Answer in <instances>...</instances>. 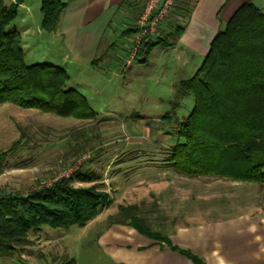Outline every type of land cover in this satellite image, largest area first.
I'll use <instances>...</instances> for the list:
<instances>
[{"label": "rangeland", "instance_id": "374dc122", "mask_svg": "<svg viewBox=\"0 0 264 264\" xmlns=\"http://www.w3.org/2000/svg\"><path fill=\"white\" fill-rule=\"evenodd\" d=\"M2 2L5 7L16 5V17L9 25L8 32L12 31L14 24L21 31L19 24L25 14L28 12L32 16L24 63L28 66L44 63L65 69L70 77L68 85L86 99L95 118L89 121L58 117L34 109H22L10 103L0 104V155L6 156L0 162V195H24L46 188L59 179L70 178L76 171L89 175L92 182H74V187L97 184L101 190L108 192L109 178L118 167H128L129 156L143 154L157 164L170 151L176 142L177 124L185 119L193 107L192 98L186 96L180 101L176 119H164L167 113L164 114V110L168 111L173 96L169 91L170 82H175V88L177 81L193 76L201 62L197 63L195 58L193 67L185 68L177 63L180 56L170 46L153 50L146 64L139 63L135 56L142 41L152 42L160 36L162 24L167 21L171 11L153 34L143 37L137 28L142 2H137L130 13L133 18L126 21L124 16L128 14V7L122 4L103 40L105 45L113 44L110 56L116 59L107 58V61L97 62L93 67L77 68L71 64L73 67L68 68L67 61L63 63L57 59L60 57L56 54L59 44L51 40V32L42 28L40 0H23L28 10L20 8L15 0ZM75 6L74 3L70 4L67 13L73 14ZM129 30L130 33H127ZM100 54L94 59H98ZM196 64H199L198 67ZM158 142H163L164 146ZM128 144L129 147L122 148ZM167 155L170 157V153ZM182 177L171 178V181L191 191L203 193L204 190H211L217 194L219 201L225 197L227 184L212 181L217 177ZM156 182L161 180L157 179ZM244 184H249L251 189L248 190L250 202L256 200L251 196H261L258 189L264 190L263 186ZM144 193L145 189L142 188L136 194H126L124 199L116 197L115 203L110 201L109 196L104 210L84 227L70 226L67 230L42 227L38 231H31L27 244L15 245L12 251L0 247V264H62L70 260L74 264H113L96 244V236L111 225L112 218H119L120 207H134L135 215L148 225L145 214L157 197L147 198ZM149 231L162 236L160 225L149 226Z\"/></svg>", "mask_w": 264, "mask_h": 264}, {"label": "trees", "instance_id": "16d2710c", "mask_svg": "<svg viewBox=\"0 0 264 264\" xmlns=\"http://www.w3.org/2000/svg\"><path fill=\"white\" fill-rule=\"evenodd\" d=\"M22 1L15 0L17 5ZM65 6L60 0H40L45 31L56 29ZM15 17L16 5L5 7L0 0V104L93 120L95 113L86 99L68 87L69 76L64 69L24 63L19 35L7 31ZM157 44L142 41L136 60L143 62ZM98 59L91 65L95 66ZM186 96L192 98L193 107L177 124L176 142L169 151L173 171L186 177L213 176L264 187L263 11L252 3L236 10L213 36L196 73L177 82L164 119H176L180 101ZM5 157L0 155V162ZM74 182L91 183L92 179L76 171L70 178L24 195H0V247L12 251L15 245L28 243L31 231L84 227L97 217L109 203L108 192L97 184L74 187ZM135 212L134 207H120L119 218H112L110 223H125L149 239L166 243L193 264H204L189 251L171 246L165 236L149 231Z\"/></svg>", "mask_w": 264, "mask_h": 264}, {"label": "crops", "instance_id": "0c3cea01", "mask_svg": "<svg viewBox=\"0 0 264 264\" xmlns=\"http://www.w3.org/2000/svg\"><path fill=\"white\" fill-rule=\"evenodd\" d=\"M138 1L64 2L66 6L58 18L56 29L51 32V40L59 44L56 54L60 57L57 59L63 63L67 61L68 68L73 67L71 64L83 68L90 66L101 52L98 62L107 61L114 49L113 44L103 43L109 33L110 22L122 4L128 7L125 21L131 20L130 13ZM25 2L18 6L28 10ZM72 3L76 4L75 12L68 14ZM245 3H252L264 12V0H176L167 21L162 24L160 36L152 40L158 44L150 49L143 62H138L146 64L153 50L170 46L180 56L177 63L185 68L193 67L194 59L197 58V63L202 62L213 36ZM32 22V16L27 12L19 24L21 31L16 24L12 26L11 32L19 35L23 52L28 47L27 34ZM174 83L170 82L169 91L172 94ZM164 111L165 114L167 110ZM157 144L164 146L163 142ZM167 154L157 164L143 154L129 156L128 167H118L109 178L111 183L106 188L110 201L115 203L116 197L124 199L126 194H136L144 188L147 198L157 197L146 212L145 219L150 227L161 226L160 233L171 246L189 251L204 264H264V190L258 189L261 196L250 195L251 199H256L250 202L249 184L212 178V181L227 184L225 197L220 201L211 190H204L203 193L191 191L171 181V178L183 177L172 170ZM157 179L161 182L157 183ZM96 244L113 264H193L182 254L171 250L166 243L149 239L125 223L107 225L97 234Z\"/></svg>", "mask_w": 264, "mask_h": 264}, {"label": "built area", "instance_id": "2783aa9c", "mask_svg": "<svg viewBox=\"0 0 264 264\" xmlns=\"http://www.w3.org/2000/svg\"><path fill=\"white\" fill-rule=\"evenodd\" d=\"M140 1L142 2V11L137 25L140 30V36L153 34L157 26L164 21L176 3V0Z\"/></svg>", "mask_w": 264, "mask_h": 264}]
</instances>
